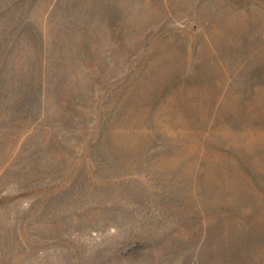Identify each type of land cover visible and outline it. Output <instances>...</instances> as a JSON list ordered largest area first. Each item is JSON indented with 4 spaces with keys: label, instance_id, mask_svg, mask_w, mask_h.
<instances>
[{
    "label": "rangeland",
    "instance_id": "1",
    "mask_svg": "<svg viewBox=\"0 0 264 264\" xmlns=\"http://www.w3.org/2000/svg\"><path fill=\"white\" fill-rule=\"evenodd\" d=\"M0 264H264V0H0Z\"/></svg>",
    "mask_w": 264,
    "mask_h": 264
}]
</instances>
